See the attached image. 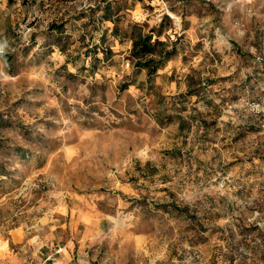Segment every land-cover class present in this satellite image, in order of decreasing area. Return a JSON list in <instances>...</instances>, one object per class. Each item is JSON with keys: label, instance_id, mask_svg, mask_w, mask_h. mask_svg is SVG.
I'll use <instances>...</instances> for the list:
<instances>
[{"label": "rangeland", "instance_id": "1", "mask_svg": "<svg viewBox=\"0 0 264 264\" xmlns=\"http://www.w3.org/2000/svg\"><path fill=\"white\" fill-rule=\"evenodd\" d=\"M161 28L156 75L131 40ZM0 264H264V0H0Z\"/></svg>", "mask_w": 264, "mask_h": 264}, {"label": "trees", "instance_id": "2", "mask_svg": "<svg viewBox=\"0 0 264 264\" xmlns=\"http://www.w3.org/2000/svg\"><path fill=\"white\" fill-rule=\"evenodd\" d=\"M105 19L115 22L112 28L113 36L119 41L131 40L132 49L131 57L135 60V66L138 69H146L150 79L165 66L177 52L176 46H167L166 41L161 40L160 36L163 33L161 28H150L143 30V25H135L132 29V34L129 36L128 31L121 33L117 21L114 19L113 7L109 4L106 8Z\"/></svg>", "mask_w": 264, "mask_h": 264}, {"label": "crops", "instance_id": "3", "mask_svg": "<svg viewBox=\"0 0 264 264\" xmlns=\"http://www.w3.org/2000/svg\"><path fill=\"white\" fill-rule=\"evenodd\" d=\"M131 42H132V41H131ZM2 250L5 251L6 249H4V248H3V249H0V252H1Z\"/></svg>", "mask_w": 264, "mask_h": 264}]
</instances>
